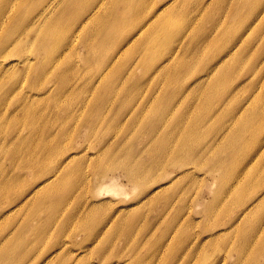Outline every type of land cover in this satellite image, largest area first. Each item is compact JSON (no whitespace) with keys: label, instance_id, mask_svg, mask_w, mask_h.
<instances>
[{"label":"rangeland","instance_id":"374dc122","mask_svg":"<svg viewBox=\"0 0 264 264\" xmlns=\"http://www.w3.org/2000/svg\"><path fill=\"white\" fill-rule=\"evenodd\" d=\"M119 1L123 13L132 8L138 9L141 5V0ZM148 1L151 8L147 5L146 10L151 9V13L166 2ZM192 1L188 3L181 0L173 8L174 12L181 11L183 14L182 20L172 25L175 32L183 29L187 33V27L194 25L193 30H188L190 33L176 48L162 44L157 46L158 51L153 48L143 57V49L136 52L142 41L128 43L132 35V32L127 33L129 27L122 30V27L110 24L104 33L109 37L108 41L100 47L93 46L96 53L107 54L103 55L102 66L95 64L92 51L88 53L87 48L84 49L81 44V39L92 37V31L89 35L88 29H85L80 34V40L75 41V53H69L55 71L53 61L60 58V53L68 51L65 50L67 47L63 45L62 39L60 42L59 37L54 38L52 44L56 46L54 49L48 46L44 53L28 48L27 53L32 60L36 56L39 59L41 56L55 55L46 77L37 87L40 90L29 91L36 89L32 85L34 76L20 71V68L2 78L6 81L16 73L24 74L25 79L29 77V82L25 81L26 84L18 88L20 91L7 92L0 87V96L6 94L7 97L9 94L8 104L1 107L2 112L15 109L22 102L19 100L22 94L32 95L30 99L40 98L42 104L38 107V112L29 108L32 116L26 115L20 108L16 113H8L10 115L4 123L0 121V127L4 129L0 142L4 141L8 127L19 123V131L15 135L18 141L5 142L6 145L0 151V264H42L47 256L52 255L55 257L48 264H71L80 255L87 258V262L91 258V263L88 264H102L98 258L101 256L97 254L100 248L103 249L100 255L110 254L111 262L118 260L120 264H123L120 260L125 261L124 264H264V115L242 125L244 119L254 111L256 104L264 112V87L254 88L256 83L259 85L264 80V70L261 67V64L264 65V47H261L263 50L253 60H259L258 69H250L247 63H243L241 70L239 68L237 72L226 74L228 65L224 67L226 71L222 76H227L229 85H232V93L228 97L233 101L226 102L220 109L225 108V112H229L236 108L234 119L218 123L225 118L220 115L222 111H219L218 117L209 120L205 124L206 128L190 140L191 145L198 143L201 147L215 142L211 151L205 152L197 163L183 166L180 156L170 150L160 153L157 148L158 143L163 141L161 134L167 129L175 134L174 139H179L195 116L217 110H212L214 101L203 102V94L199 92L215 78L211 69L207 70L210 71L209 76L204 73V63L212 56H217L218 60L225 40L232 39L231 44L239 36L246 40L251 31L248 30L245 35L246 25L238 31L239 35L235 36L238 33L235 32L243 25L244 13L258 2L194 0L195 5L202 3L198 12H187L190 11L189 7H181L182 4L190 5ZM210 3L213 5L209 6ZM33 5L32 0H14L4 9V17L6 19L12 16L14 9L20 11L18 16L31 10L24 22L28 24L36 10V5L34 8ZM229 5H237L233 8L235 18L231 16ZM223 6L227 7L221 15L222 22L218 23L215 17ZM69 10L77 11V8ZM96 22L94 21L95 25ZM130 23L131 20L124 25L130 26ZM36 32L37 27L20 35L24 41L36 38ZM263 36L264 28L257 39ZM257 39L251 43V48L261 46ZM114 50L119 51V58L113 62L114 58L111 61L109 57ZM197 51L203 55L204 60H193V52ZM107 58L108 63L105 64ZM141 58V64L144 63L146 68L140 66L132 69ZM163 63L168 64L166 69L154 71L155 67L158 68ZM189 64L196 66L194 74L186 73ZM173 67H180L182 72L167 86L168 72ZM91 72L93 77L104 73V83L111 78H118L119 82H112L109 88L103 86L98 90L85 85V92V76ZM2 73L3 69H0V75ZM235 76L237 77L234 78ZM58 79L59 82L56 83ZM61 79H68L70 82L62 86ZM77 82L79 85L76 86ZM48 86L50 91L47 90ZM61 89L67 92V97L58 95ZM134 91L140 93L135 97ZM86 99L84 104L82 101ZM129 100L132 101L125 108ZM69 109L74 112L67 115ZM24 116L29 118L24 119ZM223 124H226L225 127L215 132ZM229 126L234 131L245 126L244 129H248L245 138L239 142L225 140L228 136L224 135L223 130ZM153 130H157V134L149 137ZM41 140L46 142V146L40 144ZM87 140L91 143L89 146L85 145ZM227 142L234 145L238 155L236 152L235 163L228 165L223 172L231 173L230 170L239 169L238 161L243 156V150H247V156L254 154L248 165L243 170H238L233 184H229L243 190L241 197L247 200L238 202L230 215L226 213L216 221H210L222 208H228L232 203L225 201L228 194L224 193L223 172H217L214 166L216 157L221 160L227 157L223 152V144ZM172 143L176 144L175 140ZM66 147L74 148L66 155L70 156L71 168L57 171L56 174H60L59 187L54 188L56 192L60 188L62 197L59 196L55 202L39 201L41 195L30 199L28 194L34 189L31 187L33 182L42 176L40 174L46 164L53 166L57 159L50 162L47 158L53 152H65ZM12 149L16 150V154L10 152ZM31 149L34 151L30 153ZM126 152L130 157L128 163L132 165H150L155 160L162 159H170L171 165L158 171L156 178L135 187L117 167ZM28 162H37L38 166L29 168ZM19 166H26L28 169L18 168ZM252 176L254 180L251 182ZM111 178L113 181H110ZM105 184L106 188H99V185ZM27 189L29 191L22 195ZM19 197L20 200L15 201ZM216 198L218 201H214ZM249 199L251 200L246 202ZM260 199L261 203L257 204ZM252 202L254 205L250 206L253 207L250 215L244 220L241 217L236 221ZM178 225L179 228H175ZM214 227L216 228L212 232L204 231ZM251 227L253 228L250 230ZM248 235H251V242L245 246L244 241ZM92 239L96 240L93 244L90 242ZM123 251V254L131 252L133 256L121 254Z\"/></svg>","mask_w":264,"mask_h":264},{"label":"bare ground","instance_id":"6f19581e","mask_svg":"<svg viewBox=\"0 0 264 264\" xmlns=\"http://www.w3.org/2000/svg\"><path fill=\"white\" fill-rule=\"evenodd\" d=\"M13 1L14 0H0V25L2 26V28H0L1 30L0 31V69H3V73L2 75H0V79H1L0 87L5 88V91L7 92H10V90L20 91L18 88L19 87L22 88L26 84V82H29V77L25 79L24 74H19V73H16L13 77H11L6 81L2 80V78L5 75L19 68L20 71H26L27 73H29L30 76H34V81L32 82V85L36 87V89H30L29 91L40 90L37 87H39L42 79L46 77L50 64L52 60L55 59V55L53 57L41 56L39 59L36 56L35 60H32L31 56L27 53V50L28 48L32 47L37 51L44 53L48 50V46H52V48L54 49V46L56 45L52 44V40L56 37H59L60 42L62 39L63 45L67 47V49L65 50L68 51L65 54H64L65 51L62 52L63 55L62 53H60L59 54L60 58H58L56 61H53V63H55L53 64L54 71L60 66L61 62H63L68 57L69 53H75L76 50V48L74 47L75 41L79 39L80 34L85 29H88L89 35L91 34L92 31V37L90 39H85V40L81 39L82 40L81 44L84 49L87 48L88 53H91L92 51L93 57L95 59V60L93 59L95 61V64L97 66H102V64L104 63V56H107V54L96 53V50L94 49L93 46L100 47L102 43H106L108 41L109 37L107 35H104V33L110 24L122 27V30L123 28L129 27L127 33L132 32V35L130 36L131 41H128V43L129 42L135 43L142 41L143 43H140L141 46L138 47V49H136V52L139 53L140 50L142 51L143 49L144 52L143 57L147 56L153 48L155 49V51H158L159 48L157 46H160L162 44L172 46L171 48L178 47L177 45H179L180 43L182 44L184 38L187 37V35L190 33L188 32V30L191 31L194 28V25L188 26L187 33H185L183 29H178L177 32L173 30L174 27H172V25L175 22L182 20L181 17H183L181 11L174 12L173 10V8L181 0H166V2L160 4L159 8L157 6L155 9H153L152 13H151L152 11L151 9L146 10L147 5L150 4L148 0H141V5L139 6L138 9L133 10L132 8L129 9L128 12L126 13H123V11H121L119 0H109V3L108 0H36V1L32 0L34 1L33 8L36 5V10H34V15L28 21L29 22L28 24L24 22H25V18L31 13V10L28 11L27 13L18 16L20 11L14 9L13 15L5 19L3 11ZM19 1H25V0H19ZM190 1L191 0H186V2L188 3H190ZM195 2L196 1L193 0L190 5L182 4L181 7L182 8L189 7L190 11L187 12H192V11L198 12L199 8L202 6L201 5L202 3L199 2L201 4L195 5ZM212 5L213 3H210L209 6ZM149 7L151 8L150 5ZM226 7L227 6H223V9L219 11L218 14L216 15L215 20L218 23L222 22L221 15L222 13H224ZM229 7L231 8L230 10V12L232 13L231 16L235 18L236 13L233 11V8H236L237 5L236 7L229 5ZM70 8H77V11H71L69 10ZM225 19H227V17ZM129 20H131L130 26L124 25L125 22ZM94 21H97L96 25L94 24ZM242 21H243V25H241V27L238 30H236L235 33H237L241 29H244V25H246L244 31L245 35L248 30H251L250 33L247 35L246 40L242 39L240 36L233 44H231L232 39L229 41L225 40L222 49L219 53L220 56L218 60H217V56H212L204 63L205 66H203L204 70L206 71L204 73H206L209 76L210 71L208 72L207 70L211 69L212 74L213 75L215 74L214 75L215 78H212V80H210V82L208 83V86H206L204 89L199 90V92L201 93V95L203 94L204 99L202 101L203 102L214 101L212 103V110L214 109L217 110L215 112L209 111L205 115L199 114L195 116L187 124V128L185 129L181 138L179 137V139L177 138L174 139L175 134L173 133L171 134L169 132V129L163 132L164 135L161 134L162 136H160L163 137L162 143H158L157 145V148L160 150V153L169 150L171 152H174L175 155L180 156V158L183 159V160L180 159V161H183L182 164L183 166L187 164L197 163L200 157L203 154H205V152H209L211 151V149L214 148L211 146H214L215 142L210 144H205L203 147H201L200 144L198 143L193 145L190 144V140L194 139L195 136L199 135V133H201L202 130L206 128L205 124H207L209 120L217 118L218 117L217 113L219 111H222V114L220 115H224L225 118L219 120L218 123H221V121L223 120L230 122L234 119L235 112L237 111L236 108L235 109L232 108L229 112H225V108L220 109L221 107L226 105V102L229 103L233 101V100L231 101V99H229L228 97L232 93L231 91L232 85H229V80L226 78L227 76H222L223 73L226 71L224 67H227L228 65L226 74H229L230 72H237V69H239L241 64L243 63H247L250 69L253 68L258 69V66L260 65L259 60L256 61L253 60L255 59V55L263 50V48L261 47H264V36L257 39V37L261 35V31L264 28V0H258L256 4L251 5L249 10H247L244 13L242 17ZM35 27H37V32H36L37 37L31 39H24L23 41V38H21L22 36L20 34L25 32L26 30H31ZM237 35H239V32L235 36ZM251 36L254 37L250 39ZM256 39L259 41L261 46L256 48L253 47L251 48V43ZM183 50L185 52V48H183ZM79 51L80 50L77 49V52ZM204 51L205 50H203L202 52L204 53ZM52 53H54V50H52ZM193 53H195V57L193 58L194 61L204 60V58L202 57L203 55L199 54L198 51ZM262 55L264 59V52H262ZM9 57H11L12 60L9 59ZM109 58L111 61L114 58L113 62L116 61L119 58V51L118 52L116 50L112 51ZM107 63H108V58L105 61V64ZM141 63H142V58L135 63L132 69L139 68L140 66L146 68L145 64L144 63L141 64ZM162 65L158 66V68L155 67L154 71H161L168 67V64L165 65V63H163ZM195 67H196L195 65L189 64L186 67L187 70L186 73L188 75L194 74ZM261 67H263L264 70L263 64H261ZM179 69L180 67H173L172 69L169 70L168 72L169 80L167 86L172 82L173 79L178 77V75L182 72V70ZM86 75L87 76H85V83L83 85V89L85 90V92L87 91V88L84 87L85 85L87 86L91 85L90 88H95V90H98L99 88H103V86L109 88L112 82H116V84H118L119 82L118 78H111L110 80H107L104 83L105 81L104 78L106 77L104 73H100V74L98 73L95 77H93L94 74H92V72L86 73ZM207 75L202 74V76L205 77H207ZM236 77L237 76H235L234 78ZM58 82L59 79L57 80L56 83ZM60 82L62 86H64L69 84L70 81L68 79H61ZM75 85L77 86L79 85V83L77 82ZM226 87L228 88L226 89ZM257 87H264V80L262 82H259V85L258 83L254 85V88ZM47 90L50 91L49 86ZM134 92H135V97L140 93L139 91H134ZM8 95L7 97L6 94L0 96V121L3 123L5 119L8 117V115H10L8 113H14V111L16 113L18 109L22 108L21 110H23V112H26V115L29 114L32 116V114L29 113L32 112V110L29 108L32 107L34 112H38L39 111L38 107L42 104V100H40V98L30 99L32 98V95L24 96L22 94V96L19 97V100H21L22 102L17 104L15 109L11 111L7 110L2 112L1 107L6 106L8 104L7 103V99L9 97ZM58 95L67 97L68 94L64 89H61ZM131 101L132 100H129L125 108L130 104ZM82 102L86 104L87 99ZM71 112H74L73 109H69L66 112V114L70 115ZM185 115L186 114H184V116ZM260 115H264V112H262L259 109V104H256L254 111L244 119L242 125H246L247 123L256 120ZM26 118H29V116H24V119ZM18 125L19 123L16 122L8 127L4 141L0 142V151H2L4 146L6 145L5 142L8 141V143H10V142L18 141V137H15V135L19 131ZM225 125L226 124L220 125L218 127V130H215V132H218L220 129L225 127ZM230 128L231 127L229 126L226 128L227 130L226 129L223 130V133L225 132L224 135L228 136L225 140H233L239 142L241 141L242 138H245L248 132V129H244L245 126H243V128L240 127L235 131L233 128L232 129ZM156 134H157V130L156 131L153 130L148 136L153 137ZM3 135H4V129L0 127V140L3 137ZM173 140H175L176 144L172 143ZM40 142L42 146H46V142L44 140H41ZM90 144L91 143L89 142V140H87V143L85 145L89 146ZM231 144L232 143L230 142H227V144H223V148H224L223 152L227 154V157L224 160H221L220 158L217 159V157L215 158L216 160L214 166L217 172L219 171L223 172V170H225L228 165L235 163L236 158H234V156L237 150H235L234 145L232 144L231 146ZM72 149L74 148L70 147L65 152L57 153V154H54L53 152L52 156L50 158H47V161L50 160V162H53L57 158L54 161L53 166L49 167L46 164L44 167V165L41 163L40 166L41 168L44 167V170L42 171V174H40L42 176L40 178H37L31 185V187H34V189L30 191L28 194L30 199L31 198L33 199L36 196L41 195V200L39 201L44 202L46 200V201L55 202L56 199L62 197L60 196L61 195L60 188L58 189L57 192L54 189L58 185L59 183L58 181L60 178V174H56V173L57 171H61L60 169L63 170L65 168H71L70 164L72 162H70V156L67 157L66 155L68 154V151H71ZM84 149H82L81 151H84ZM33 151L34 150L31 149L29 152L31 153ZM10 152L12 154H16L15 149H12ZM241 154L243 155L242 156L243 161H240L242 158L238 161L239 169H232L230 170L231 173H229L228 171L223 172L224 180H225L224 193L228 194V197L225 201L228 202L230 201L232 203H230V207L227 208L225 206L224 208H222L215 216V218L210 219V221H216L219 217L225 215L226 213L230 215L231 214L230 211L234 210L237 207L234 206L238 205L239 204L238 202H241L242 200H247L241 197V193L243 190H239L237 187L230 186L233 184L234 182L233 180L237 178L238 170H243V168H245L254 157V154H249L247 156V150H243V153ZM129 158L130 157L128 156V153L126 152L124 154V159L121 161V163L118 164L117 167L121 169V171L123 172V176L130 183L135 185V187H138L140 184L147 183L150 180L156 178L158 171H163L171 165L170 159L155 160L154 164H150V165H146V164L132 165L128 163ZM27 166L29 168H33L35 166H38V164L37 162L35 163L28 162ZM18 168L28 169L26 166L24 167L19 166ZM41 178L44 179L42 180ZM250 180L252 182L254 180V176H252ZM110 181H113L112 178L110 179ZM36 183H38V185H36ZM6 184L7 183H5V185ZM100 186L101 185H99L100 189L107 187L106 184L102 185L101 187ZM53 189L54 191H52ZM28 191L29 190L27 189L22 195L26 194ZM219 193H222V191ZM21 197H19L15 201L20 200ZM250 200L251 199H249L246 202H249ZM214 201H218V198L214 199ZM261 201L262 199H260L257 202V204L261 203ZM254 202H252L245 209V211L242 212V216L240 215L239 219H237L236 221L240 220L241 217L244 220L250 215L251 213L250 211L253 208V207L250 208V206L254 205ZM242 205L244 206V203H242ZM241 210L242 209H239V211ZM179 225L175 226V228L178 229ZM259 226H260V221L258 223V228L256 229L257 231L259 229ZM215 228L216 227L204 231L212 232L214 231ZM252 228L253 227H251L250 230ZM250 237L251 235H248L246 237L244 241L245 246L250 244L251 242ZM95 241L96 240L92 239L90 242H92L93 244ZM102 252L103 249L101 248L98 249L97 254L101 256L98 258L100 261H102V264H120L118 260L112 263L110 254L102 256L100 255ZM123 253L124 251L121 254ZM28 254L29 253H26V255ZM132 254L133 253L128 252L127 254H123V255L133 256ZM54 257L55 255L47 256L46 259L42 261V264L50 263ZM120 262H122L123 264L125 263V261L123 260L122 261L120 260ZM88 263H91V258H89L87 262V258L84 259L82 258V255H80V257L75 258L71 264H88Z\"/></svg>","mask_w":264,"mask_h":264}]
</instances>
